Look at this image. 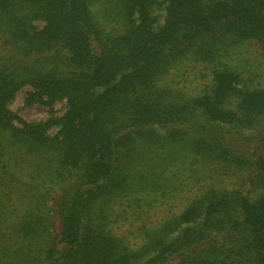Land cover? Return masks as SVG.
Segmentation results:
<instances>
[{
    "label": "trees",
    "instance_id": "1",
    "mask_svg": "<svg viewBox=\"0 0 264 264\" xmlns=\"http://www.w3.org/2000/svg\"><path fill=\"white\" fill-rule=\"evenodd\" d=\"M104 1L110 30L88 0H0V264H264V192L205 189L137 249L108 228L114 203L167 195L176 164L253 166L264 190V156L226 142V127L263 123L264 89L218 62L247 42L264 55V0ZM187 60L212 70L189 100L157 86ZM24 86L25 107L63 101L64 114L20 120L8 105ZM15 155L53 187L21 191Z\"/></svg>",
    "mask_w": 264,
    "mask_h": 264
},
{
    "label": "rangeland",
    "instance_id": "2",
    "mask_svg": "<svg viewBox=\"0 0 264 264\" xmlns=\"http://www.w3.org/2000/svg\"><path fill=\"white\" fill-rule=\"evenodd\" d=\"M89 11L95 23L104 30H110L115 23L105 17L104 0H88ZM155 16L157 26L163 25L165 21V10L163 6L156 8ZM41 27L42 24H35ZM4 46L0 40V51L4 52ZM42 55H30L29 60H34ZM234 69L240 78V86L244 89H264V55L259 47L253 42H247L230 50L225 57L218 60ZM211 68L207 64L195 63L190 60L183 61L163 75L157 86L173 95H179L183 99H194L208 90L212 82ZM28 86L22 87L9 103L8 109L20 120L34 122L44 120L49 116L61 117L65 110V102H56L51 107L47 105H32L25 107L23 101ZM230 105L229 108H233ZM229 131L226 142L232 144L238 154L243 155L248 160H255L259 156H264V144L255 140L254 135L259 131L264 133V121L258 127L231 126L226 127ZM57 129H53L54 134ZM227 132V131H226ZM164 135L163 131H159ZM13 163H10L9 172L17 178V185L21 191L48 190L53 187L50 179L44 176L37 177L33 173V167L28 168L26 161L13 156ZM188 158L186 161L189 163ZM255 169L247 166L245 169L235 170L226 165L209 164L188 165L183 167L176 164L170 168L168 178L170 187L167 195L146 197L138 203L129 200H120L112 205V216L108 228L114 236L120 238L131 249H137L143 242L142 231L153 228L166 218L179 215L183 209L198 196L203 190L216 188L224 191H238L241 194L254 198L264 192L254 184ZM24 185L26 187L24 188ZM10 202L9 211H20L21 207L17 200ZM129 203H128V202Z\"/></svg>",
    "mask_w": 264,
    "mask_h": 264
}]
</instances>
